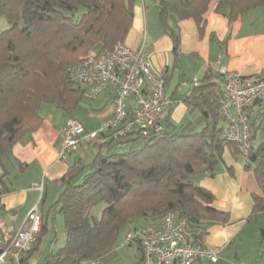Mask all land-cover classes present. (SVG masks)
<instances>
[{"label":"trees","instance_id":"16d2710c","mask_svg":"<svg viewBox=\"0 0 264 264\" xmlns=\"http://www.w3.org/2000/svg\"><path fill=\"white\" fill-rule=\"evenodd\" d=\"M209 1L158 0L159 21L174 53L179 36L169 19L192 18L201 33ZM134 3L0 0V16L8 23L0 32V166L12 147L40 126L42 105L81 123L78 112L89 100L69 80L66 67L89 52L101 53L123 41L132 25ZM222 4L230 21L253 8H264V0H219L217 11ZM220 83L219 74L207 72L184 95L188 113L195 112L196 118L176 130L163 127L148 135L134 130L124 136L99 131L90 139L97 149L88 160L78 159L67 169L60 180L63 187L50 206L63 215L65 242L40 264H70L74 258L102 255L134 222L154 223L167 212L184 217L196 241L204 233L195 227L198 224L227 222L228 213L211 206L213 195L190 180L193 175L212 173L224 146L232 145L239 152L221 136L223 118L216 97ZM245 157L246 168L252 167L263 190L262 197H254L255 215L264 210V140L256 146L252 143ZM99 205L102 208L96 216L91 210ZM42 218L34 247L23 264L44 234ZM260 234L264 236V229Z\"/></svg>","mask_w":264,"mask_h":264},{"label":"crops","instance_id":"0c3cea01","mask_svg":"<svg viewBox=\"0 0 264 264\" xmlns=\"http://www.w3.org/2000/svg\"><path fill=\"white\" fill-rule=\"evenodd\" d=\"M218 2L209 1L202 15L204 26L201 33L192 18L169 19L179 36L178 51L174 53L172 41L159 21L158 0H135L132 25L123 42L130 49L143 46L153 69L165 74V95L170 99V106L165 110L161 123L166 130H176L177 126L196 118L195 112L188 113L184 102V95L193 88L190 84L192 78L200 82L205 73L215 74L216 64L242 76L264 71V8H253L230 21L225 15L228 11L225 4L216 10ZM112 96L110 92L101 93L80 108L82 114L93 112L94 116L103 118L102 124L96 128L89 126L88 119L81 121L86 134L97 132L112 117ZM40 115V126L18 141L0 166V190L3 194L0 231L5 235L14 232L34 205L41 215L45 214L43 207L46 202L51 210V204L63 187L64 182L60 180L67 169L78 159L88 160L97 147L90 138H85L87 147L81 146L63 162L58 161V129L67 117L47 105L40 107ZM248 115L254 138L256 133L260 136L256 144L253 138L252 143L256 146L264 140V104L255 103L248 110ZM232 147L224 146L221 160L212 173L190 177L192 183L213 195L212 207L229 215L225 223L204 222L195 226L199 232H204L199 239L202 245L209 249L219 248L220 251L216 261L201 258L194 264H264V236L260 234L264 229V210L252 214L254 197H262L263 190L252 167L246 168L245 155L234 152ZM88 148L90 152H87ZM36 182L43 184L41 195L32 188ZM101 208V205L95 206L91 213L98 216ZM43 223L45 234L47 228L45 221ZM145 223L139 220L130 228ZM125 231L102 253L101 264H142L137 244L125 248L120 246ZM41 238L25 264L38 253ZM58 248H50L43 259Z\"/></svg>","mask_w":264,"mask_h":264},{"label":"built area","instance_id":"2783aa9c","mask_svg":"<svg viewBox=\"0 0 264 264\" xmlns=\"http://www.w3.org/2000/svg\"><path fill=\"white\" fill-rule=\"evenodd\" d=\"M214 71L221 83L216 92L223 125L222 138L246 155L252 147V130L248 110L255 103H264V71L242 76L229 72L216 64ZM67 77L83 90V96L92 100L104 92L112 96L113 115L97 132L114 131L113 136H124L139 130L143 135L163 130L161 118L170 106L165 95L164 72L154 70L143 46L130 49L123 41L116 42L109 50L89 53L66 67ZM192 87L200 82L192 78ZM132 103L131 115L128 107ZM97 132L84 134L82 124L68 118L58 129L57 159L80 149L85 138L96 137ZM32 188L41 195L42 182ZM0 190V209L2 207ZM186 219L176 212H167L157 222L145 223L124 232L121 247L137 244L142 264H194L201 258L216 261L219 248H205L194 240L186 228ZM41 227V214L34 205L10 235L0 231V264H23L33 249ZM102 255L74 258L70 264H101Z\"/></svg>","mask_w":264,"mask_h":264},{"label":"rangeland","instance_id":"374dc122","mask_svg":"<svg viewBox=\"0 0 264 264\" xmlns=\"http://www.w3.org/2000/svg\"><path fill=\"white\" fill-rule=\"evenodd\" d=\"M7 27H8V23L6 19L0 16V32L6 29ZM89 53H93V52H89ZM93 114L95 113L92 112V113H89L88 115V114H82L81 112H78L77 117L80 121H86V119H88L90 123L89 126L91 128H96L102 124L103 118L100 116H94ZM259 139H260V136L259 134L256 133L255 138H254L255 144L259 141ZM82 146L83 147L88 146L85 140H83ZM87 152H90L89 148ZM48 204L49 203L47 202L45 203L43 207L45 214L43 213L44 215H41L43 217L42 218L43 222L45 221L46 223L47 231L45 232V234L42 235L38 253H36L30 259L28 264H39L42 261L45 253H47V251H49L50 248L57 249L61 245V243H63L66 239V229H65L63 215L58 213L56 209L50 210Z\"/></svg>","mask_w":264,"mask_h":264}]
</instances>
